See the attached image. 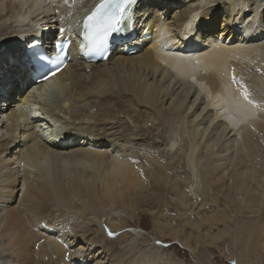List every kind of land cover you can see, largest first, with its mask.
Returning a JSON list of instances; mask_svg holds the SVG:
<instances>
[{
	"label": "bare ground",
	"instance_id": "1",
	"mask_svg": "<svg viewBox=\"0 0 264 264\" xmlns=\"http://www.w3.org/2000/svg\"><path fill=\"white\" fill-rule=\"evenodd\" d=\"M98 2L0 0V236L14 261L142 264L136 247L158 238L219 249L237 214L243 246L226 259L264 260V1L139 0L137 53L86 63L73 42L69 64L33 85L27 40L71 32ZM146 215L151 235L128 242Z\"/></svg>",
	"mask_w": 264,
	"mask_h": 264
},
{
	"label": "rangeland",
	"instance_id": "2",
	"mask_svg": "<svg viewBox=\"0 0 264 264\" xmlns=\"http://www.w3.org/2000/svg\"><path fill=\"white\" fill-rule=\"evenodd\" d=\"M44 26H46V25L45 24L42 25V29L46 30V28ZM192 34L193 33H191L190 35H192ZM192 37H193V35L191 37H189V39H191ZM0 90L4 91L3 89H0ZM198 91H201V90L198 89ZM16 94H17L16 92L12 93L11 97L9 98V100L11 102H13V99L15 98ZM198 94H200V98H198V100H201L202 103H204L202 105H205L208 102L207 98L205 99L203 96V93H201V92H198ZM0 103H2V101H0ZM213 111L214 110H212V112ZM3 119L4 120H2L1 123L3 124V122H4V124L1 125V123H0V140H2V138H3L2 137L3 133H5L7 131V127H5L6 126L5 118H3ZM216 137H217V134H216ZM222 141L223 140H221V141L217 140L218 147L221 145ZM232 150H233V148L230 150L226 149L225 151H221V155L226 154V153L229 154V152ZM1 173L4 174V170L0 171V176H1ZM197 174H199V172H197ZM242 201L243 202L245 201V197L243 198ZM2 214L3 213H1V211H0V225L2 223H4V219H3ZM122 214L126 215L125 213H122ZM238 215L239 214H237L236 221L234 220V224H233L234 227L233 226L230 227V229H232V232L231 233L228 232L224 236H220L216 240L218 242V244H220L219 246H221L222 249L221 248L218 249L217 248L218 246L216 247V245L206 246L203 248L204 251L201 249L199 252H196L194 254V253H191V251L188 248L181 246L178 242H173L171 240L170 241H167V240L159 241V238L158 239L156 238L157 241H154L152 244H147L146 246H144L142 248L141 251H140V248L136 247L135 252H137L136 253L137 257L142 254L143 258H141V257L140 258L143 260H141L139 258V261L141 260L143 262L142 264H144V262H146V261L148 264H150L152 256L158 257L160 262H162L163 260H168V261L171 260V262L169 261V263L175 262L176 264H237L236 263L237 259L234 255H233L232 259H226L227 257L224 255V253H223L224 251H222V250L226 246L227 252L229 253L230 249H232V246L234 247L233 243H238L239 247L243 246L242 241L244 239L243 235L245 234V227L243 224L244 220H243V222L239 221ZM141 219H143V220H138V222L136 220L130 221L131 222L130 224L132 225V227L130 226L129 228H130V231L133 232V234H132L133 237L129 238L128 242H130V240H131L132 242L136 241V243H138V242H140V240H139L140 234H144L145 237H147L148 235L150 236L152 231L154 230L153 229V222H152L153 220H152V217L150 215L141 216ZM238 223H240V224H238ZM248 223H250V222H248ZM248 223H247V225H248ZM61 225H67V221L66 220L62 221ZM68 227H69V225H68ZM217 227H219V229H223V227L221 225H218ZM217 227H214L215 228V229H213L214 232H217L219 230V229H217ZM1 228H0V230H1ZM132 228H134V229H132ZM135 228H136V231H135ZM134 232L136 233V235L137 234L138 235L136 236ZM114 235L115 236H113V237H117L119 235V233L114 234ZM226 235H228V236H226ZM134 236H135V238H134ZM225 236L227 238H225ZM222 238L223 239L225 238V239L222 240ZM230 239H234L237 242H234V240H232V242H229V241H231ZM5 242H7L6 236H0V254L3 256V258H5V261H6V259H10V261L13 264L14 263L17 264V262H15L14 258L12 257V253H11L12 247L4 245ZM96 252L97 251H95V253ZM246 255H248V253L243 252V256H246ZM248 256H250V255H248ZM107 257H108V255H107ZM108 258L105 259V261H107ZM145 258L146 259L148 258V259L146 260ZM244 259L247 260V262L245 264H264V260H260V261L255 260V263L254 262L249 263L248 261H250V259H252V258L245 257ZM136 260H138V258ZM144 260H146V261H144Z\"/></svg>",
	"mask_w": 264,
	"mask_h": 264
},
{
	"label": "water",
	"instance_id": "3",
	"mask_svg": "<svg viewBox=\"0 0 264 264\" xmlns=\"http://www.w3.org/2000/svg\"><path fill=\"white\" fill-rule=\"evenodd\" d=\"M262 1H264V0H262ZM3 50H4V43L1 42V43H0V53H1Z\"/></svg>",
	"mask_w": 264,
	"mask_h": 264
}]
</instances>
